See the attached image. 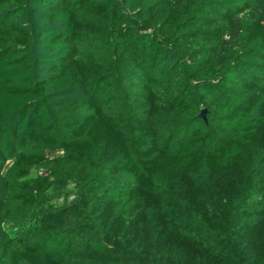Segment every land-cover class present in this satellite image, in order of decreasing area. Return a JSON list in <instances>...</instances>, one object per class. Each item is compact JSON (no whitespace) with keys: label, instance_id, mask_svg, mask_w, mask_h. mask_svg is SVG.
Wrapping results in <instances>:
<instances>
[{"label":"trees","instance_id":"16d2710c","mask_svg":"<svg viewBox=\"0 0 264 264\" xmlns=\"http://www.w3.org/2000/svg\"><path fill=\"white\" fill-rule=\"evenodd\" d=\"M0 264H264V0H0Z\"/></svg>","mask_w":264,"mask_h":264},{"label":"rangeland","instance_id":"374dc122","mask_svg":"<svg viewBox=\"0 0 264 264\" xmlns=\"http://www.w3.org/2000/svg\"><path fill=\"white\" fill-rule=\"evenodd\" d=\"M69 198H72V196H70ZM61 199H62V198L60 197L57 201H61Z\"/></svg>","mask_w":264,"mask_h":264},{"label":"water","instance_id":"95a60500","mask_svg":"<svg viewBox=\"0 0 264 264\" xmlns=\"http://www.w3.org/2000/svg\"><path fill=\"white\" fill-rule=\"evenodd\" d=\"M201 116L204 117V112L203 111L201 112Z\"/></svg>","mask_w":264,"mask_h":264}]
</instances>
